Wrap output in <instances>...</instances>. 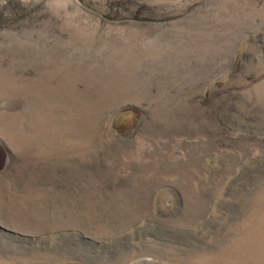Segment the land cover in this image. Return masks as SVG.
Segmentation results:
<instances>
[{"label": "rangeland", "instance_id": "374dc122", "mask_svg": "<svg viewBox=\"0 0 264 264\" xmlns=\"http://www.w3.org/2000/svg\"><path fill=\"white\" fill-rule=\"evenodd\" d=\"M0 264H264V0H0Z\"/></svg>", "mask_w": 264, "mask_h": 264}]
</instances>
